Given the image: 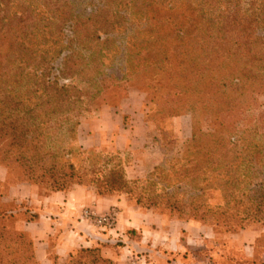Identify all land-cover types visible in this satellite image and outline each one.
Listing matches in <instances>:
<instances>
[{
    "label": "trees",
    "instance_id": "1",
    "mask_svg": "<svg viewBox=\"0 0 264 264\" xmlns=\"http://www.w3.org/2000/svg\"><path fill=\"white\" fill-rule=\"evenodd\" d=\"M94 1L95 8L82 16L72 0H0V166L7 172L6 183L42 186L49 192L93 186L98 196L125 194L139 207H163L178 218L203 220L211 214L216 217L214 235L264 225V185L250 189L244 180L253 163L250 152L264 151V132L258 134L259 142H252V134L243 148L239 138L228 135L222 119L243 98L264 96V0ZM129 14L143 28L124 30L121 42L129 40L132 45L122 53L126 61L122 76L105 78L103 52L109 53L113 36L127 29L123 25ZM129 87L171 96L159 115L183 111L194 120L209 119L213 131L194 130L195 160L187 162L192 168L179 175L190 174L197 182L207 173L221 171L217 185L223 209L205 206L199 187L189 204L165 194L161 206V195L135 194L136 183L126 179L120 165L107 172L80 171L49 146L51 125L63 122L73 136L85 113L115 106L107 98L118 103ZM242 153L247 162L241 161ZM37 220L25 201L5 202L0 194V264H39L31 238L16 228L19 221ZM252 249L251 257L242 251L226 252L218 260L209 256L208 261L264 264V236L255 239ZM66 264L114 263L99 249L82 248L69 255Z\"/></svg>",
    "mask_w": 264,
    "mask_h": 264
},
{
    "label": "rangeland",
    "instance_id": "2",
    "mask_svg": "<svg viewBox=\"0 0 264 264\" xmlns=\"http://www.w3.org/2000/svg\"><path fill=\"white\" fill-rule=\"evenodd\" d=\"M72 1L77 4L75 12L82 16L89 14L90 10L96 6V2H93V0ZM130 15H128L129 20L123 25L127 29L122 28L117 33L118 36H113L116 40L114 44L110 45L109 53L103 52L104 57L102 61L106 67L104 70L105 78H110L109 76H111L112 79L117 80L122 76L121 72L123 71L124 64H126L125 59L122 60V53L128 51V48L132 45V43L130 45L129 40L121 42L124 30H126L125 32H131L132 28H136V30L143 28L137 26L138 22ZM119 86V92H121L123 83H120ZM127 89L125 95L118 103H114L113 97L109 96L107 98L106 102L115 106L103 105L97 110L85 113L79 119V124L73 136H70L66 132L63 122L51 125L47 130L49 146L61 152L62 161L73 164L80 171L94 168L98 171L107 172L113 165H120L124 169L126 179L129 182L136 183L134 185L135 194L145 197L161 195V199L158 200L161 206L165 203L163 199L165 194H171L172 201L189 204V201L196 194L198 195L199 192L195 188L199 187L204 191L201 201L205 206L211 209L213 207L223 209L224 199L219 191V185H217L218 175L221 171L216 170L207 173L203 177H200L197 182L192 181L190 174L186 177L179 175L180 170L192 168L193 164L189 163L187 165V162L195 160L191 143L194 130L200 129L204 133L213 131L214 128L209 119L205 116H200L197 120H194L189 113L183 111L174 116L166 117L159 115L158 111L160 109H164L170 105L168 101L171 96L167 95L164 91L140 92L133 87ZM243 99L244 102L240 106L230 113H225L222 119L228 127V135L234 139L239 138V145L244 148L248 144V141H250L252 134L255 135L254 138L252 137V142H259L258 134L264 132V96L258 95ZM174 105L176 104L173 103L171 106ZM103 108H109L117 115L114 116L111 111L109 115L107 114L103 118L105 119L104 123L106 127H117V130L101 137L99 136L100 129H102L99 123L101 119L97 118V116ZM123 128L124 131H122ZM175 129L178 134H176ZM120 132L127 141L124 147L119 146L113 139L115 134ZM222 134L225 135V133ZM245 156L246 153L240 155L241 161L245 158L244 162H247ZM250 157L253 163H249V173L244 180L246 185H248L247 188L257 190L260 185H264V151L260 153L250 152ZM156 168L157 170H155ZM242 168L243 173L244 167L242 166ZM9 182L12 181L9 180ZM7 184L12 185L13 183ZM75 186H84L95 191L93 186L86 185H74L71 189ZM37 188L41 195L48 194L49 192L42 186ZM0 194H3L2 184H0ZM104 197H123L136 209L146 211L152 215L163 216L168 220L190 221L211 230L212 223L216 222V217L211 214H208L203 220L187 219V215L181 216L180 219L177 213H169L163 207L160 209H145L135 205L134 200H129L125 194H114ZM84 210L92 211L97 216L113 215L114 223L111 228L98 226L90 220L87 221L101 232L109 233L115 230L120 214L117 207H112L104 213L83 208L82 214ZM83 219L86 220L84 217ZM242 231H256L260 232V236H264V225L250 224L243 229H237L228 233L221 232L217 235H214V233L212 235V231L209 238H205V230H201L198 234H193L194 236L191 235L189 237L193 239L190 244L186 243L185 238L189 235L184 233L183 236L185 237L181 241H184L186 246L185 257L188 255L195 264H209V256L218 260L226 252L242 251L244 253L245 249H249L247 243L250 241L252 233L248 236L240 237ZM126 235L133 239L141 237L136 231H132L131 229L126 232ZM121 240L122 237H118L117 241L113 244L114 249H116L113 252L114 256L117 255L116 260L103 257L100 247H81L79 249H99L101 256L104 259L112 261L114 264H135L136 256L133 255L132 261L130 260V256H125V243H122ZM254 242L250 244L249 250L253 248ZM203 250H207L208 252L206 254L200 253ZM75 252L70 255H74ZM246 256L251 257L252 251L251 255ZM67 260L68 258L58 261L57 257L52 256V264H66ZM262 260L264 261V255L262 256Z\"/></svg>",
    "mask_w": 264,
    "mask_h": 264
},
{
    "label": "crops",
    "instance_id": "3",
    "mask_svg": "<svg viewBox=\"0 0 264 264\" xmlns=\"http://www.w3.org/2000/svg\"><path fill=\"white\" fill-rule=\"evenodd\" d=\"M111 111L109 108H103L98 113L97 118L101 119V137L117 130V127L109 128L104 123V116L109 115ZM113 115L117 116L114 112ZM175 132L178 134L176 129ZM113 139L121 147L127 144L121 132L115 134ZM6 177V170L0 166L3 201H25L32 212L38 215L36 222L19 221L16 228L31 238L34 255L39 264H52V255L57 257L58 261H63L77 249L92 246L100 247L103 257L116 260L113 244L118 237H122L121 241L125 243V256H130V260L133 255L136 256L135 264H195L188 255L185 257L186 246L184 241H181L185 237L183 234L189 235L185 238L186 243L190 244L193 240L189 238L191 235L205 230V238H209L212 232L197 223L168 220L163 216L136 209L123 197L98 196L88 187L75 186L67 192H48L41 195L39 189L30 184H7ZM112 207H117L120 212L118 224L112 232H101L82 217L83 208L104 213ZM129 229L136 231L141 237H127L126 232ZM251 233L247 243L249 249L250 244L261 235L260 232L242 231L240 234V237H245ZM249 249H245L246 255H251L252 249Z\"/></svg>",
    "mask_w": 264,
    "mask_h": 264
},
{
    "label": "built area",
    "instance_id": "4",
    "mask_svg": "<svg viewBox=\"0 0 264 264\" xmlns=\"http://www.w3.org/2000/svg\"><path fill=\"white\" fill-rule=\"evenodd\" d=\"M82 216L86 220H90L92 223L103 226L106 228H111L114 223V216L113 215H104V216H97L94 212L89 210H84Z\"/></svg>",
    "mask_w": 264,
    "mask_h": 264
}]
</instances>
